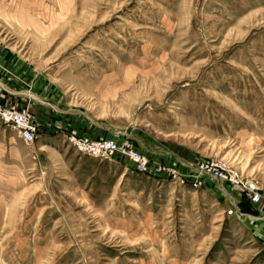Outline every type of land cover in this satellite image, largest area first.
<instances>
[{
    "label": "rangeland",
    "instance_id": "1",
    "mask_svg": "<svg viewBox=\"0 0 264 264\" xmlns=\"http://www.w3.org/2000/svg\"><path fill=\"white\" fill-rule=\"evenodd\" d=\"M0 43L87 135L179 172L0 123V264H264L238 212L264 205V0H0ZM204 160L261 200L226 182L237 210Z\"/></svg>",
    "mask_w": 264,
    "mask_h": 264
},
{
    "label": "crops",
    "instance_id": "2",
    "mask_svg": "<svg viewBox=\"0 0 264 264\" xmlns=\"http://www.w3.org/2000/svg\"><path fill=\"white\" fill-rule=\"evenodd\" d=\"M34 75L33 68L23 60H19L0 43L1 103H14L21 109L30 110L39 121V135L48 140L60 133L66 137L70 133L97 135L93 125L68 115L60 98L48 97L42 93L38 89L39 86L33 83ZM222 190L235 208H239L233 192L227 187ZM238 212L240 217L247 220L251 230L257 231V235L264 238V205L255 206L251 211Z\"/></svg>",
    "mask_w": 264,
    "mask_h": 264
},
{
    "label": "built area",
    "instance_id": "3",
    "mask_svg": "<svg viewBox=\"0 0 264 264\" xmlns=\"http://www.w3.org/2000/svg\"><path fill=\"white\" fill-rule=\"evenodd\" d=\"M0 123L14 129L27 145L35 143L39 136L40 124L34 114L30 110L19 108L16 104H4L0 102ZM67 137L81 153L87 156L110 159L116 153H120L131 160L135 168L142 173L172 179L179 177V172L172 166L159 164L154 166V168H150V158L135 148L130 137L119 139L94 138L87 134L76 133H70ZM197 171L198 176H208L216 180L222 189L226 187V182L230 183L233 187L247 194L252 202H258L262 198L259 184L256 181L225 170L224 167L215 162L204 160L199 163Z\"/></svg>",
    "mask_w": 264,
    "mask_h": 264
}]
</instances>
